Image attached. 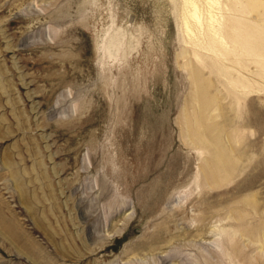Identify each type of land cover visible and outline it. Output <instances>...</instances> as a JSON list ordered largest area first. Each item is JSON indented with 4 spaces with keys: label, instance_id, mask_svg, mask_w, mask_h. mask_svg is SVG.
I'll list each match as a JSON object with an SVG mask.
<instances>
[{
    "label": "rangeland",
    "instance_id": "rangeland-1",
    "mask_svg": "<svg viewBox=\"0 0 264 264\" xmlns=\"http://www.w3.org/2000/svg\"><path fill=\"white\" fill-rule=\"evenodd\" d=\"M194 1L0 0V264H264V26L215 58Z\"/></svg>",
    "mask_w": 264,
    "mask_h": 264
},
{
    "label": "bare ground",
    "instance_id": "bare-ground-1",
    "mask_svg": "<svg viewBox=\"0 0 264 264\" xmlns=\"http://www.w3.org/2000/svg\"><path fill=\"white\" fill-rule=\"evenodd\" d=\"M206 2V5L210 9L206 22L207 38L203 43H195L196 46L198 45L202 49L206 48L207 51H210V53L215 56V58H226L227 55H224L225 53H228V55L232 54V63L241 64L240 60L242 58L261 59L262 54H260L259 51L256 50V47H254L259 45L258 43H260L261 39L254 38L253 36H259L258 33L263 34L262 27L264 26V0H226L225 4L223 3L222 7L220 8V13L216 12L214 9L216 5H219L218 0H206ZM185 3V6L187 5L189 8V19L187 17L184 18V25L186 30H190L192 22H195L196 24L201 23V12L196 1L185 0ZM249 14H254L255 16L248 20L246 19V16ZM259 62H262V59ZM195 79L199 81L196 83L198 84L202 81L203 78H200L199 80V75H195ZM230 84L233 87L245 88L242 82L239 81H230ZM197 94H200V112L202 114V111H206V109H209V105L206 102L208 92L205 89H201V91L197 92ZM213 104L214 103L212 101L210 106H213ZM210 110L212 111L213 109ZM201 123L200 135H196V140L204 145H208L211 149L210 159L208 161L206 160L205 164L207 169L206 175L208 180L212 184H216V177L218 175L222 174V176L226 177V174L230 175L231 168L234 167L230 153L232 150L224 146L222 141L215 134L217 131V127L214 129L215 125L212 124V122L210 123V128L209 126H203L204 123ZM208 134L210 135V142L207 138ZM207 141L209 142V144ZM249 204L253 208L257 207L256 202L251 199L249 200ZM0 214H2L1 209Z\"/></svg>",
    "mask_w": 264,
    "mask_h": 264
}]
</instances>
